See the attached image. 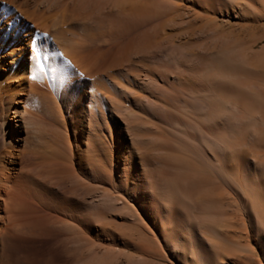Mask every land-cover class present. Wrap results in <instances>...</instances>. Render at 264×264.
Listing matches in <instances>:
<instances>
[{"label":"rangeland","instance_id":"obj_1","mask_svg":"<svg viewBox=\"0 0 264 264\" xmlns=\"http://www.w3.org/2000/svg\"><path fill=\"white\" fill-rule=\"evenodd\" d=\"M168 1H155L154 4L153 0H137L145 10L138 4L140 9H136L140 16L130 12L133 17L126 15L129 13L126 8H132V1L131 5L119 6V9L112 7L111 1L107 5L104 0L81 4L75 30L79 29L77 40L82 39L84 43L81 46L83 55L96 48L114 51L120 44L126 46L125 40L132 37L130 40L134 43L129 41V44L133 47L128 42L126 46V54H130L131 59L127 61L125 57L124 71L121 74L113 72L112 76L105 73L125 89L120 91L121 88L108 84L105 107L93 101L96 112L91 113L92 121L86 122L85 133L77 144V118L73 115L77 92L71 98L66 97L63 89L50 80L35 85L33 96L36 100H29L28 110L20 109L23 127H19V136L24 137V143L20 141L22 145L12 159L17 161L19 168L22 163L33 164L29 174L43 185V189L33 188L27 194L23 201V205H27L24 213L30 214L34 210L35 214L48 215L56 223L48 234L37 229L31 231L25 226L9 234L3 252L7 257L6 264H89L93 254L101 255L106 249L116 252L107 259L109 264H196L193 259L189 258L185 263L172 256L171 248L158 228L159 222L143 214V208H149L148 212L155 214L164 201L170 207H163L168 212L160 214L171 220L165 223L166 226L178 230L177 221L184 225L190 217L191 224L202 230L200 235L198 229H190L189 236L194 247L191 248L195 249L191 256L198 260L200 253V264H264V233L261 231L257 236L255 218L257 214L264 217V209L261 210L264 201L261 198L259 201L251 186L246 185L252 173L245 164L254 157L259 162L264 160V37L251 46L257 36L264 34V0ZM173 2L179 4V12L172 11V7H176ZM135 4L133 9L137 7ZM121 7L125 8L124 16ZM170 17H175V21ZM168 18L173 22H167ZM164 21L169 23L168 28L161 29L160 26L157 36L151 34L150 42H144L147 36L142 33L150 34L154 26ZM169 25H172L171 29ZM104 32L109 35L106 37ZM140 32L141 35L137 34ZM135 35L141 36L142 42ZM251 53H259V60L247 57ZM102 58L98 62L100 70L109 60ZM25 84L27 91L30 82L25 81ZM7 89L0 90V161L9 150L5 116L14 111L8 108L7 99L15 90ZM101 92H104L102 88ZM101 108H106L105 116L100 112ZM120 133L121 142L129 145L133 158L127 153L118 159ZM88 136L90 142L95 143L81 161L79 149L85 150ZM88 158L94 167L92 171L88 168ZM54 163L76 171L75 194L71 191L74 184L71 176L68 181L56 185L42 171V167L48 169ZM133 178L143 180L139 184L141 191L146 190L151 195L153 190L155 196L145 199V203L136 198ZM65 186V190L61 189ZM103 189L109 193L103 194ZM60 196L72 197L73 205H67V209L56 206ZM155 215L160 218L158 213ZM138 217L144 222L140 223L139 233L137 227L133 229ZM145 225L157 238H153ZM129 227L133 228L127 233ZM114 235H120V239L112 240L110 236ZM139 236L147 253H138L139 258L129 257L134 248L123 242L125 239L138 242Z\"/></svg>","mask_w":264,"mask_h":264},{"label":"bare ground","instance_id":"obj_2","mask_svg":"<svg viewBox=\"0 0 264 264\" xmlns=\"http://www.w3.org/2000/svg\"><path fill=\"white\" fill-rule=\"evenodd\" d=\"M83 1H87V2L84 3ZM90 1L91 0H0V90L6 89V88H8L6 91L15 90V91H12L8 95V99H7L8 108L14 109V111L12 110L13 114L6 115L5 116L6 118L4 121V123L6 125L7 134H8L7 143L9 146V150L7 152V155H5L4 158L0 161V264H6L5 258H7V257H5V254L3 253L4 248H5V242L8 238L7 236L9 234H12L13 231L18 232V231H20V229L22 230V228L25 226L26 228H28L31 231H34L37 229V230H41L42 233L45 232L46 234H48V233L52 232V230H53L52 226L54 223H56L51 218L52 217L51 215H50V218L52 220H50L49 217H47L48 216L47 214H46L47 216H44V215H41L38 213L35 214L34 210H32L34 213L33 212L32 213L30 212V214L24 213L26 211L25 208L27 207V205L24 206L26 203L23 205V203H24L23 201H25V197L27 196V194L31 190L33 191V188H34V190H37V191L39 189H43V185L40 184L41 182L39 183V181H36V179H35L36 177L33 178V176H31L29 174V169H32L31 166L33 164L32 165L30 164L31 166H29L28 164L26 165V164L22 163V165L19 168V167H17V161L12 159V157H14V155L16 154L15 151H19L20 145H22L24 143V137L19 136V127L23 123L22 122V113H21L20 109L21 108L26 109V107L29 109V105H27L28 103L30 104L29 100H31V101L36 100V98L33 96V93L36 90L35 85L38 82L47 83V81L50 80L52 83H56L59 88L63 89V95L66 97L71 98V97H73L72 94L77 92V103L75 104L74 110H73V115L75 116V118H77V126H76L77 127V129H76L77 135H78L77 136V144H80V142H81L80 140L85 133L86 122L92 121V117H93L92 115L96 112V108L94 106L95 102L93 103V101H96L97 102L96 104H99V105L105 107L106 101L108 98L107 95H108V91H109L107 88V85L109 84L110 86L115 87L116 89L121 88V86H122V85L120 86V84L117 83V80H114L115 78L110 79L109 76L107 77V74L112 76L113 72H120V74H121L124 71L125 61L128 58L131 59V57H129L130 54L129 55L126 54V52H127L126 46H127V42H128V44H129V41L131 42L130 39L132 37L128 41L125 40L126 46H125V44H120L121 42L120 43L118 42L120 45L117 46V49L114 51H111V50H113L112 48L111 49H104V50H101L99 48L98 50H100V51L96 50L97 49L96 48L95 50L93 49L94 52H92V53L90 52L89 54L87 53V54L83 55L82 54L83 48L81 50V46L84 43L82 44V42H81L82 39H81V41L77 40V36H78L77 34H79V33H77V30H79V29L75 30V28H77L76 25L78 22L77 19L79 17L78 13L82 7L81 4L85 5ZM104 1H107V5L110 4L109 1H111L112 7H115V8L117 7V9H119L118 8L119 6L125 7V5H127V4L131 5L130 2L132 1V3H133L131 5L132 8H130V6H129L130 10H128V8L125 7L126 12H129V13H126L127 16L129 14H131L130 12H132V13L137 12L138 10L136 8H138V9L141 8V10L144 9V7L142 8L140 5L141 3L139 4L137 2V0H104ZM153 1L155 4V1H168V0H153ZM134 2L136 3L135 6H137V7H135V9H133L134 8ZM168 3L170 5H172L171 2L168 1ZM138 4L140 5V8L138 7ZM165 4H166V2H165ZM173 4H174V2H173ZM144 5H145V3H144ZM147 5H148V3H147ZM175 5L177 8L172 7V11H174L173 9H176L174 12H176V11L179 12V4L177 5V3H176L173 6H175ZM5 7L7 9H10V11L5 13L3 11V9ZM123 7H121L122 8L121 10H124L123 11L124 13L122 11L119 12L121 14L123 13L122 16H124V14H125V8H123ZM108 8H110V7H108ZM149 8H151V7H149ZM153 8H154V5H153ZM170 8H168V9L170 10ZM85 11H86V8H85ZM118 11H120V10H118ZM143 11L141 12V14L144 13ZM85 13H87V11ZM164 13H166V12H164ZM133 14L135 15V13H133ZM133 14H131L130 16H132ZM139 14L140 13L137 12V15H139ZM171 14H173V12ZM118 16H121V15H118ZM144 16H142V17H144ZM123 18H125V17H123ZM170 18L175 21V19H173L175 17H173V18L170 17ZM170 18L167 19V22H169V23H171V21H172ZM80 20L81 19L79 18V21ZM167 22L164 21L163 24L160 23L161 25L158 24V25L154 26V28H152L153 32H150V34L147 31H145V32H147L148 34L142 33V34H146V36H147V37H145L144 42H147V41L150 42L151 37H152L151 34L154 36L155 35L157 36V32L159 31L158 28L160 29V26L162 27L161 29H163V27H167L166 25L169 24ZM146 23H147V21H146ZM174 24H175V22H174ZM170 26L172 27V25H169V29H171ZM108 31H110V30H108ZM118 31H119V29H118ZM93 32H94V30H93ZM117 32H116V34L118 35L119 32L118 33ZM104 33L106 35V32H104ZM104 33H102V34H104ZM164 33L166 34L165 31H164ZM90 34L91 33L88 34L89 37L92 36ZM137 34L141 35V32L137 33ZM108 35H106V37ZM102 36H104V35H102ZM112 36H113V34H112ZM118 36L119 37L117 39L120 38V35H118ZM125 36H127V35H125ZM135 36L139 37L140 42H142L140 39L141 36H139V35L138 36L135 35ZM167 36H169V35H167ZM89 37H87V39ZM123 37L124 36L122 35L121 38H123ZM263 37H264V34L263 35L260 34V36H257V39L255 38L256 40L255 39H254L255 41L253 40L254 42H252L253 44L251 46L255 45ZM96 38L94 40H96ZM154 38L156 39V37H154ZM109 39H110V37L108 38V41H110ZM135 39L137 40L138 38H135ZM89 40L91 41V39H89ZM103 40L106 41V38ZM170 40H172V39H170ZM108 41H106V42L108 43ZM116 41H115V43H116ZM154 41L155 40L153 39V42ZM92 42H94V41H92ZM100 43H101V41H100ZM131 43L132 44L134 43L133 40ZM131 43L129 44V46L131 45ZM88 44H90V43H88ZM95 44L97 46V43H95ZM172 44H174V42ZM116 45H118V44H116ZM89 46H91V45H89ZM137 46H138V44H137ZM180 47H181V45H180ZM108 48H110V47H108ZM115 48H116V46H115ZM91 50H92V48H91ZM29 52H30V54H29ZM136 53H138V52H136ZM257 54L259 55V53H257ZM257 54L251 53L247 57H249L250 59L259 60V56ZM125 55H127L128 57ZM134 55L136 56L137 54H134ZM125 57H126V60H125ZM99 58H102L104 61L106 58H109V60L107 59L103 63V67L101 70H100V68H98ZM203 58H204V56H203ZM103 60H101V62ZM129 60H127V61H129ZM256 60H254V61H256ZM251 61H253V60H251ZM262 61H263V59H262ZM262 67H264V66H262ZM105 73H107V74L105 75ZM33 77H35V78H33ZM25 81L30 82V84H29L30 89L27 91H25V85H26ZM101 88L103 89L104 92H101ZM124 89L125 88L123 87V89L121 88L120 91H123ZM125 91L127 92L128 90H125ZM121 94H124V93H121ZM261 104L262 103H260V102L258 103V107L260 109L264 105V104H262V107H261ZM28 109H26V110H28ZM23 111H25V110H23ZM100 112L104 116H105V114H107L106 108H104V109L101 108ZM91 113H93V114L91 115ZM94 118H96V117H94ZM75 122H76V120H75ZM21 127H23V126H21ZM89 128H90V126H89ZM93 129L95 130V128H93ZM89 137L90 136L87 137L88 141L86 143L87 147L85 148V150L79 149L80 154H81V156H80L81 161H83L84 156L85 155L87 156V153L90 152L91 146H94L93 144L95 143V141L94 142L92 141L93 143H91L90 142L91 138H89ZM121 137H122V133L119 134V137L117 140V144H118L117 147L119 149L118 159L121 160L122 158H124L125 155H127V153H128V157L133 158L134 155H133V152H131L132 149H130L128 147L129 145H126V143L123 144L121 142V140H120ZM20 141L22 142V144ZM131 144H133V143H131ZM84 152H85V154H84ZM240 155H241V153H240ZM86 156H85V158H86ZM239 157H241V156H239ZM53 159H55V158H53ZM88 159H90V158H88ZM244 160H247V157ZM90 161H91V159L89 161H87V163H88V168L92 171L94 169V167H93V165H91ZM134 164H136V163H134ZM245 164L247 166V169L250 171V173H252L250 180L248 181V183L246 185L249 184V186H251L250 188H252L251 191L254 193L253 195L255 197L257 196V199H259V201L262 199L261 201L263 202L264 201V160H261V162H259L258 159L254 157V158H250V161L247 160V163L245 162ZM41 169H43L42 171L45 172L47 177L50 176L51 180L53 182H55L54 184H56V185H58L59 183L61 184V182L69 179L68 177L71 176L72 180L74 179V182H73L74 184L71 187V191H72V193L77 191V188H75V186L77 187L78 176H77V174H75L76 173L75 170L72 171L66 165L61 164V163H54L53 165L51 164L48 169H45V167H42ZM40 179H42V178H40ZM133 179L134 180L132 182V188H133L134 192L138 191V190L140 191L139 194H135L133 192V194L136 198H138L139 200H144V203H145V199L148 200L149 198L151 199L155 196L153 193V190H151V195H149V193L147 194V192H145L146 190H142V191L140 190L139 184L143 181L142 179H139V178L138 179L133 178ZM78 181H79V179H78ZM70 185H71V183H70ZM52 186H55V185L52 184ZM96 187H97V185H96ZM58 188L59 187H57V189ZM65 188H66V186L64 188H61V189L65 190ZM150 188L153 189V187H150ZM61 192H63V191H61ZM68 192H70V191H68ZM89 192H91V191H89ZM101 192L103 194H106V195L109 193V191L107 189H103ZM59 194L60 193H58V195ZM66 194L67 193H65V195ZM61 195H63V194H61ZM30 196L31 195H29V197ZM35 196H33V197H35ZM71 198L72 197H70V199H69V198H64V197L60 196L59 198H57L59 200L56 202V204H57L56 206H59L62 209H67V205H70L71 203L73 205V202H72L73 199L71 200ZM75 198H76V196L74 197V199ZM26 200H27V198H26ZM164 202L162 203L163 207L170 209V207L168 206L169 204L167 205V201H164ZM261 204H259V205H261ZM262 206H263V204L261 205V207ZM163 207L158 206L157 209L155 208L156 213H158L160 215V214H164V213L168 212V211L164 210ZM48 209H49V207H48ZM262 209H264V207H262L261 210ZM68 210H69V208H68ZM148 211H150L149 208L147 210L145 208L142 209V212L144 215H149L152 220H154V221L157 220L159 222L160 225L158 226V228L161 229V232H162L161 234H162L164 242L167 245H169V247L171 248L170 253L172 254V256L178 257L179 259L183 260L185 263H188L189 258L193 259L194 263H196V264L199 263L198 260H200V261L202 260L200 253L197 257L198 260L191 256V255H193V252L195 251V249L193 251V248H194L193 243L189 237V236H191V232H190L191 230L190 229H196V230L198 229L197 231H199L198 234H200V235H201L202 230L200 231L199 227H195V224H191L192 221L190 220V217L187 218V221L185 220L186 223H184V225L181 223L180 220H178L177 221L178 230H176L175 228H172V226H166L165 223L170 220L168 217H164V215H160L159 216L160 218H157L156 217L157 215H155L156 213L155 214L152 213V215H151V213ZM239 213H240V211H239ZM68 214H70V213H68ZM64 218L65 217H63V219ZM255 218L257 221L256 222L257 223L256 224V227H257L256 228L257 229L256 234H257V236H259L261 234V231L264 233V220H263L264 217L262 218V217H260V214H257V216ZM60 219H58V222ZM141 222H143V220L140 217H138V223L134 224L136 226L135 227L133 226L134 228L129 227L127 233H130L132 231L131 228L135 229L136 227H137L136 228L137 230L136 229L135 230H136V232H138L140 229L139 226L141 225L140 224ZM74 223H76V222H74ZM153 223L155 224V222H153ZM143 224H144V222H143ZM145 226L149 230V232L152 233L153 238H157L155 236V234H153V231H151V228L149 229L147 227V225H145ZM211 226H213V225H211ZM100 228H101V226H100ZM130 229H131V231H129ZM135 230H133L134 231L133 233H135ZM144 230H145V227L142 231H144ZM185 231H186V233H185ZM102 232H106V231L102 230ZM42 233L40 235H42ZM213 233H214V231H213ZM46 234H44V235H46ZM120 234H123V233H120ZM106 235H108V234H106ZM46 237H47V235H46ZM110 237L112 240H117V239L119 240L120 239V235L119 236L114 235L113 237L112 236H110ZM147 237H148V235H147ZM71 238L73 239V237H71ZM137 238L139 240L138 242H135V241L130 242L126 239H125V242H123L121 240L124 244H126L128 246L131 244L134 248V252L132 254H130L129 257L138 256V258H139L138 253H140V252H142V253L145 252V254L147 253L143 247V244H144L143 241L140 240L141 236H139ZM144 238H146V237H143L142 239H144ZM215 238H216V236H215ZM108 240H110V239H108ZM69 241H70V239H69ZM61 242H63V241H61ZM71 242H74V241H71ZM212 244H213V242L211 243V245ZM61 246H63V244H61ZM109 246H110V244H109ZM191 246L193 248H191ZM217 246H218V244H217ZM225 247H226V245H225ZM220 250H222V249H220ZM76 251H77V249H76ZM111 253L115 254L116 253L115 249H106V251L105 252L103 251L101 253V255L100 254H93L94 256L93 257L91 256L92 259H90L91 262H89V264H109L110 261L108 260V262H107V259H109V257H111Z\"/></svg>","mask_w":264,"mask_h":264},{"label":"snow or ice","instance_id":"obj_3","mask_svg":"<svg viewBox=\"0 0 264 264\" xmlns=\"http://www.w3.org/2000/svg\"><path fill=\"white\" fill-rule=\"evenodd\" d=\"M3 11L6 13V12H8V11H10V9H7L6 7L3 9ZM33 78H35V77H33Z\"/></svg>","mask_w":264,"mask_h":264}]
</instances>
